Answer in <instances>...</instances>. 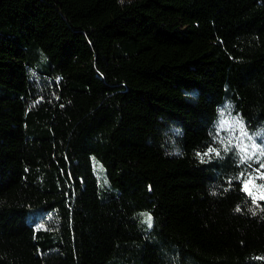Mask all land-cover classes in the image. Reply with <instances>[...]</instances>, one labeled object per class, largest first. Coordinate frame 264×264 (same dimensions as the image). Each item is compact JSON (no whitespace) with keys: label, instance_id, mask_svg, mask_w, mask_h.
I'll use <instances>...</instances> for the list:
<instances>
[{"label":"trees","instance_id":"trees-1","mask_svg":"<svg viewBox=\"0 0 264 264\" xmlns=\"http://www.w3.org/2000/svg\"><path fill=\"white\" fill-rule=\"evenodd\" d=\"M224 119L264 138V0H0V264H264Z\"/></svg>","mask_w":264,"mask_h":264},{"label":"snow or ice","instance_id":"snow-or-ice-1","mask_svg":"<svg viewBox=\"0 0 264 264\" xmlns=\"http://www.w3.org/2000/svg\"><path fill=\"white\" fill-rule=\"evenodd\" d=\"M239 124V121H237ZM245 135H247L245 133ZM248 140L252 141L251 144L245 143V142H237L236 143V149L238 152L241 153V162H245L250 159H255L257 162L260 160L261 157H264V144L257 145L252 137H248ZM229 148L226 147L225 151H228ZM210 153H215L217 156L220 155V152L218 149L209 147L208 151L205 152L203 155L208 156ZM261 169H264V163L260 164L259 169H255V172L258 174L256 176L249 174L248 179H242V188L241 190L248 193L249 196L253 194V189L256 186L255 181L259 178H264V171H261ZM243 173L240 174L241 178L243 177ZM260 187H264V185H261ZM261 199H264V196H261ZM255 203V199L253 201ZM149 226H151V217L150 215L147 217Z\"/></svg>","mask_w":264,"mask_h":264},{"label":"rangeland","instance_id":"rangeland-1","mask_svg":"<svg viewBox=\"0 0 264 264\" xmlns=\"http://www.w3.org/2000/svg\"><path fill=\"white\" fill-rule=\"evenodd\" d=\"M220 126L224 129L226 128L227 126V134H228V138L230 139V142L234 145V147L236 148V143L239 141V142H245V143H248V144H251L252 141L248 140V137L247 135H245L241 130L238 129V127L234 126L232 123L230 122H227L225 119L221 121L220 123ZM254 140V139H253ZM255 143L257 145H261V144H264V138H260V141H256L254 140ZM237 151V149H236ZM238 152V151H237ZM240 155L241 153L238 152ZM93 160L96 162V160L93 158ZM247 164L249 165H252V163H256V166H253L255 169H259L260 168V164L261 163H264V157H261L260 160L257 162L255 159H250V160H247L245 161ZM94 169H95V172L96 174L100 177L101 176V167L94 163ZM262 171V169H261ZM28 221H30L31 219L28 218L27 219Z\"/></svg>","mask_w":264,"mask_h":264}]
</instances>
